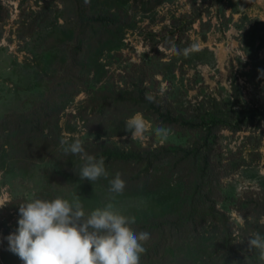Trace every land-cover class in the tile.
<instances>
[{"label": "rangeland", "instance_id": "374dc122", "mask_svg": "<svg viewBox=\"0 0 264 264\" xmlns=\"http://www.w3.org/2000/svg\"><path fill=\"white\" fill-rule=\"evenodd\" d=\"M156 1L108 0L96 5L95 9L121 12L127 25L121 39L93 54L80 71V93L61 116V134L69 142L79 138L83 146L107 142L120 150L130 142L151 149L190 146L200 132L169 127L143 112L151 125L143 140H132L130 132L109 136L90 130L77 116L93 91L131 86L137 77H144L146 89L188 120L199 113L232 110V124L240 131L227 125L216 134L221 172L217 204L243 226L237 206L264 199V74L258 72L264 69V0H164L154 7ZM2 5L6 12L0 22V121L46 99L53 77L68 62L79 27L74 0H2ZM193 44L198 50L185 54ZM156 127L170 129L167 139L155 135ZM6 154L0 156V201L7 203L27 202L48 189L70 202L79 196L87 214L112 202L138 221L174 210L184 197V181L174 174L109 201L108 185L80 180L79 172L69 171L75 158L64 161L54 155L19 167ZM18 219V211L8 204L0 208V256L8 251L6 232L16 231Z\"/></svg>", "mask_w": 264, "mask_h": 264}, {"label": "trees", "instance_id": "16d2710c", "mask_svg": "<svg viewBox=\"0 0 264 264\" xmlns=\"http://www.w3.org/2000/svg\"><path fill=\"white\" fill-rule=\"evenodd\" d=\"M163 1L157 0L153 6ZM107 2L74 0L79 27L68 62L62 66L61 73L53 77L45 100L25 113H8L0 121V156L6 152L19 167H30L35 162L60 155L64 161L75 158V165L69 171H80L83 161L78 156H66L59 145L63 137L59 122L69 102L80 93V71L86 68L89 58L123 37L127 22L122 13L111 7L95 9L96 5ZM5 12L0 0V22L4 20ZM144 80V77H137L131 86L93 91L83 107L77 110V116L86 127L109 136L126 133L125 121L135 112H143L157 122L184 132H200L199 137L184 148L166 145L151 149L139 147L134 142L124 150L107 142L84 146L89 155L104 158L109 179L116 172L121 173L126 182L124 191L174 174L184 181V197L177 208L150 215L133 225L135 231L150 234L141 264H264L258 259L257 250L249 251L248 245L253 233L264 235V223H261L264 199H253L237 206V213L245 220L243 226H237L231 215L217 204L221 197L217 185L221 172L215 156L216 134L227 125L235 132L240 131L239 126L232 124L235 112L229 109L204 112L191 115L194 120H188L170 103L146 89ZM146 93L154 97L153 102L145 98ZM163 163L166 166L161 169ZM97 181L109 186L107 179ZM56 196L47 189L34 197L53 199ZM24 202V199L18 203L12 201L8 206L18 211L19 204ZM17 228L18 223L15 230ZM209 229H213L218 238L208 234ZM8 235L6 232V237ZM0 258L2 264H23L9 250L3 251Z\"/></svg>", "mask_w": 264, "mask_h": 264}, {"label": "clouds", "instance_id": "9594fccd", "mask_svg": "<svg viewBox=\"0 0 264 264\" xmlns=\"http://www.w3.org/2000/svg\"><path fill=\"white\" fill-rule=\"evenodd\" d=\"M198 47L193 44L183 51L187 54ZM258 72L264 74V69ZM145 98L154 101L151 94L146 93ZM150 128L144 115L136 112L125 121L124 130L131 133L132 140H143ZM154 132L167 139L170 129L156 127ZM59 145L66 156H78L83 161L80 180L93 184L100 178L107 179L109 201L123 194L126 182L121 173L116 172L109 179L104 158L89 155L79 138L69 142L62 137ZM7 204L0 201V208ZM18 213V228L4 239L8 242V250L23 264H141V257L147 251L144 245L150 239L148 232L134 230V216L122 214L112 202L86 214L79 196L71 202L60 196L53 199L33 197L19 204ZM238 221L241 225L245 223L242 216ZM248 245L249 251L256 249L258 259L264 262V235L253 233Z\"/></svg>", "mask_w": 264, "mask_h": 264}, {"label": "water", "instance_id": "95a60500", "mask_svg": "<svg viewBox=\"0 0 264 264\" xmlns=\"http://www.w3.org/2000/svg\"><path fill=\"white\" fill-rule=\"evenodd\" d=\"M1 246H2V245H1V242H0V248H1Z\"/></svg>", "mask_w": 264, "mask_h": 264}]
</instances>
